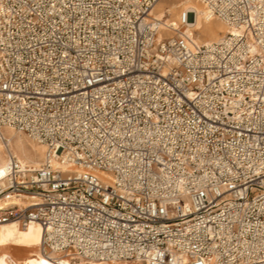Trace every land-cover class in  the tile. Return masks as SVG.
Here are the masks:
<instances>
[{
  "label": "built area",
  "instance_id": "1",
  "mask_svg": "<svg viewBox=\"0 0 264 264\" xmlns=\"http://www.w3.org/2000/svg\"><path fill=\"white\" fill-rule=\"evenodd\" d=\"M160 1L0 0V135L46 147L0 226L57 264H264V0H198L209 44Z\"/></svg>",
  "mask_w": 264,
  "mask_h": 264
},
{
  "label": "bare ground",
  "instance_id": "2",
  "mask_svg": "<svg viewBox=\"0 0 264 264\" xmlns=\"http://www.w3.org/2000/svg\"><path fill=\"white\" fill-rule=\"evenodd\" d=\"M170 1V2H168ZM196 13L195 29L197 30L196 40L201 44H209L218 42L228 33V26L220 21L214 23L215 18H211L205 9L197 0H161L155 7L153 14L158 19H167V21H178L186 11ZM166 12L170 13V18L166 17ZM165 32L161 33L163 37ZM7 133L11 135L22 134L17 133L14 129L6 127L2 130L4 138L8 140V144L0 135V174L6 172L10 162V151L13 150L17 160L23 165H31L39 167L40 162L37 159L44 160L46 147L39 143L37 146L31 145L24 137H6ZM27 136V135H26ZM28 137V136H27ZM29 138V137H28ZM30 139V138H29ZM14 144L16 149H14ZM11 148V149H10ZM34 151L38 156L31 157L30 153ZM42 160V162H43ZM42 239V227L39 224H32L27 228H21L17 223H10L0 226V264H9L11 261L20 262L21 264H57L48 259L40 248ZM38 246H34L35 242Z\"/></svg>",
  "mask_w": 264,
  "mask_h": 264
},
{
  "label": "rangeland",
  "instance_id": "3",
  "mask_svg": "<svg viewBox=\"0 0 264 264\" xmlns=\"http://www.w3.org/2000/svg\"><path fill=\"white\" fill-rule=\"evenodd\" d=\"M198 1V0H197ZM168 2H170V1H168ZM201 4V3H200ZM202 7H204L203 5H202ZM170 16L171 15H168L167 17H168V19L170 18ZM217 22H220V20L219 19H217V18H215L214 19V23H217ZM17 133H19V132H17ZM20 136H22V137H24L31 145H34V146H37V145H39V144H33V141L31 140V139H29L26 135H18V134H14V133H12L11 135H9V133H7V136L6 137H20ZM35 143V142H34ZM14 149H16V145L14 144V147H13ZM11 149V148H10ZM0 150L2 151V152H4L5 153V151H3L1 148H0ZM11 151H12V153L14 154V152H13V150L11 149ZM6 154V153H5ZM30 156L31 157H35L36 158V156H38L37 155V153H35L34 151H31V153H30ZM42 160H43V158L42 159H37V161L38 162H40V164L42 163ZM34 246H38V242L36 241L35 243H34Z\"/></svg>",
  "mask_w": 264,
  "mask_h": 264
},
{
  "label": "crops",
  "instance_id": "4",
  "mask_svg": "<svg viewBox=\"0 0 264 264\" xmlns=\"http://www.w3.org/2000/svg\"><path fill=\"white\" fill-rule=\"evenodd\" d=\"M19 135H22V134H19ZM20 137H22V136H20Z\"/></svg>",
  "mask_w": 264,
  "mask_h": 264
}]
</instances>
